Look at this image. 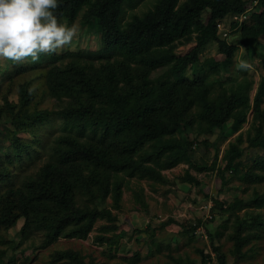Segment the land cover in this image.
I'll list each match as a JSON object with an SVG mask.
<instances>
[{
  "label": "trees",
  "instance_id": "1",
  "mask_svg": "<svg viewBox=\"0 0 264 264\" xmlns=\"http://www.w3.org/2000/svg\"><path fill=\"white\" fill-rule=\"evenodd\" d=\"M142 2L60 0L56 10L59 22L72 25L78 20L97 35L99 62L83 58L80 50H71L51 54L44 65L29 59L27 65L15 64L0 73V124L11 143L9 154L0 159V182L9 183L5 189L0 187V232L23 218L21 234L25 237L31 229L44 232L43 247L60 236L84 238L98 218H114L106 196L112 176L121 173L165 183L161 171L185 162L198 170H216L225 183V173L237 175L240 171L243 135L237 132L250 109L258 135L248 140L264 148V76L251 98L252 80L246 77L215 91L206 81L203 67L192 79L187 74V67L198 63L201 51L213 42L223 59H212L210 64L230 74L238 43L248 47L264 33V0H154L150 8L130 13L126 19L127 9ZM239 16L244 18L239 20ZM227 28H239L235 41L227 39L229 30L223 35ZM189 42L193 44L190 50L181 55L175 52L176 46ZM158 68L163 72L154 77ZM23 73L29 76L25 78ZM34 84L38 87L30 94ZM45 96L65 104L58 109L38 108ZM52 115L59 116L63 131L48 144L46 158L35 175L10 184L11 165L27 157L34 159L31 149H37L39 131ZM227 131L237 135L223 150L219 164L217 142ZM209 147L214 148L211 163L199 164V152L204 159L201 149ZM254 163L264 166V156H255ZM262 177L260 172L247 171L243 179L249 182ZM182 180L200 184L188 170ZM119 186L116 192H120ZM83 193L91 199L77 203ZM211 200L212 214L230 211L234 215L238 252L242 245L239 235L245 228V218L236 213L242 199L237 197L228 204L217 197ZM252 201L256 207H264V191L255 189ZM261 222L258 214L251 225L256 228ZM201 223L198 218L192 225L183 224L180 233L192 238ZM218 232H210V238ZM21 242L9 241L14 255L6 264H16L17 256L24 253ZM212 248L218 264H225L219 247L212 243ZM200 255V264H209V253L200 249ZM51 260L98 264L93 259L85 261L72 249L54 252Z\"/></svg>",
  "mask_w": 264,
  "mask_h": 264
},
{
  "label": "rangeland",
  "instance_id": "2",
  "mask_svg": "<svg viewBox=\"0 0 264 264\" xmlns=\"http://www.w3.org/2000/svg\"><path fill=\"white\" fill-rule=\"evenodd\" d=\"M152 2L154 0H143L134 9H127L125 18L128 19L130 13L133 12H144L152 6ZM246 21L250 22L251 19L248 17ZM63 23L69 25L66 21H63ZM74 23L79 25L78 20ZM79 27L80 33L77 38L58 52L80 50L83 58L93 60L95 63L99 62L98 56H96L99 48L96 43L97 35L86 27L80 25ZM227 30L229 29L227 28L224 31L227 32ZM238 35L239 28L233 29L229 32L227 39L235 41ZM192 45L190 42L180 44L176 46L175 52L178 55L184 54L190 50ZM241 45L243 46V52L240 49ZM212 59H223L215 42L201 51L198 63L193 67H187L189 78L195 77L198 74L199 67H203L201 71L206 76V81L211 85V88L218 91L222 87L229 88L246 77L252 80L250 90L252 98L259 81L264 76V33L248 47L238 43V47L233 54L230 74L227 75L222 69L215 70L210 64ZM239 59L250 62L253 66L252 70L247 72L237 70L236 63ZM50 60V55H41L39 62L33 63L30 61V63L44 65ZM66 60L67 58L63 61ZM27 63L19 64L27 65ZM15 64L18 63L0 59V73ZM162 72L163 70L158 68L153 72L154 77ZM22 76L27 78L29 75L23 73ZM12 97L16 99L15 92ZM64 104L61 100L45 96L40 101L38 108L58 109ZM261 107L264 109V100ZM253 123V112L250 109L245 123L241 130L237 132H241L243 135L242 153L239 157L242 161L240 171L237 175L230 172L225 173V183H221L216 170H198L185 162H179L175 166L161 171L167 179L165 183L139 178L136 175L129 176L124 173H121L119 177L112 176L109 182L111 189L106 196L108 208L115 215L112 220L104 217L98 218L86 237L60 236L51 244L43 247L44 232L31 229V232H27L24 237L21 234L23 218H20L15 226L0 232V264H6L7 258H12L14 255L9 248V241L15 240V242H18L20 239H22L20 248L25 251L17 256L16 264H66L62 261L54 262L51 260L54 252L64 249H72L82 255L85 261L93 259L98 264H200V249H202L210 255L209 264H218L217 254L212 248V243L219 247L220 252L224 254L225 264L263 263L264 223L261 222L256 228L251 225V221L258 214L264 221V207H256L252 201L255 189L260 192L264 191V166L259 167L254 163L255 156H264V148L253 146L248 140L250 137L257 138L258 135L256 126ZM229 125L230 123L224 125L223 129L226 130ZM262 129L261 134H264V125ZM62 131L61 119L57 115H52L51 120L46 122L39 131V142L35 143L37 149H31L34 151V159L27 157L24 162L11 165L10 184L18 183L19 180L25 177L35 175V172L46 158L49 149L48 144ZM217 133L212 137L207 134L202 136L207 139L209 137L214 139ZM237 133L227 131L226 137H221L218 140L219 164L221 163L223 150L230 140H235L234 137ZM28 136V138H31L30 134ZM10 148L9 133L0 124V159L4 158V154H9L8 150ZM201 152L205 156L202 159L199 152L198 163L210 164L213 159L214 148L209 147L203 151L201 149ZM187 170L190 175L200 180L199 186L194 181L187 183L182 180ZM247 171L260 172L263 177L258 181L251 179V181L246 182L243 176ZM0 183L1 189H5L9 185L5 181ZM119 184L120 192H116V187ZM205 195L210 197L206 198ZM211 197L221 198L225 204L237 197L242 199L241 207L236 213L241 218H245L243 221L245 228L239 235L242 239L239 242L242 245L238 252L236 250L238 244L235 242L236 237H238V235L235 236L237 232L235 217L230 211L222 213L214 211L212 214L210 205L214 201L211 200ZM88 199H91L90 195L83 193V196L78 197L77 203L83 204ZM212 215L213 219H210ZM198 218L201 219L202 223L195 228L196 234L194 237L189 238L180 233L183 224L192 225L197 222ZM216 229L219 231L218 235H213L210 238V235ZM254 232L259 235H253ZM245 238L247 239L245 240Z\"/></svg>",
  "mask_w": 264,
  "mask_h": 264
},
{
  "label": "clouds",
  "instance_id": "3",
  "mask_svg": "<svg viewBox=\"0 0 264 264\" xmlns=\"http://www.w3.org/2000/svg\"><path fill=\"white\" fill-rule=\"evenodd\" d=\"M60 0H0V59L14 63L39 62L70 45L80 33L78 24L59 22ZM234 39V38H233ZM230 42V41H229ZM243 52V46H240ZM252 64L239 59L236 68L247 72ZM38 87L34 84L30 94Z\"/></svg>",
  "mask_w": 264,
  "mask_h": 264
},
{
  "label": "built area",
  "instance_id": "4",
  "mask_svg": "<svg viewBox=\"0 0 264 264\" xmlns=\"http://www.w3.org/2000/svg\"><path fill=\"white\" fill-rule=\"evenodd\" d=\"M242 18H244V16H239L238 17L239 20H242ZM223 33H224V35H226L227 32H223Z\"/></svg>",
  "mask_w": 264,
  "mask_h": 264
}]
</instances>
